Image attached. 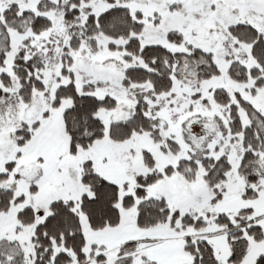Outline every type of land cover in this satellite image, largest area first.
<instances>
[{"label": "snow or ice", "instance_id": "6c2138e0", "mask_svg": "<svg viewBox=\"0 0 264 264\" xmlns=\"http://www.w3.org/2000/svg\"><path fill=\"white\" fill-rule=\"evenodd\" d=\"M0 264H264V0H0Z\"/></svg>", "mask_w": 264, "mask_h": 264}]
</instances>
